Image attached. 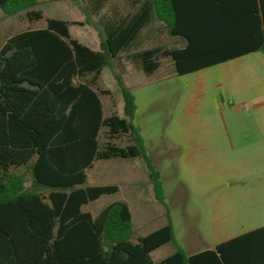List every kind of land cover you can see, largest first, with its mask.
<instances>
[{
  "label": "trees",
  "instance_id": "1",
  "mask_svg": "<svg viewBox=\"0 0 264 264\" xmlns=\"http://www.w3.org/2000/svg\"><path fill=\"white\" fill-rule=\"evenodd\" d=\"M131 1L139 5L135 13L97 24L98 50L71 37L70 26L85 23L49 18L45 29L11 36L0 51V264H232L230 245L242 237L189 256L171 220L135 242L127 203L115 202L97 217L84 212L119 191L86 186L87 172L99 160L140 157L156 199L166 205L161 174L133 124L134 96L116 75L125 117H105L100 78L154 18L184 46L134 54L148 76L163 58L182 76L264 52V0ZM94 2L97 15L104 1ZM39 3L0 0V8L8 16L26 12L33 23L45 19L34 10ZM20 169L26 171L19 175ZM169 243L176 251L155 262L151 254Z\"/></svg>",
  "mask_w": 264,
  "mask_h": 264
},
{
  "label": "rangeland",
  "instance_id": "2",
  "mask_svg": "<svg viewBox=\"0 0 264 264\" xmlns=\"http://www.w3.org/2000/svg\"><path fill=\"white\" fill-rule=\"evenodd\" d=\"M103 1L104 8L95 15L94 0H40L34 10L42 11L45 19L33 23L26 12L8 16L0 8V48L11 35L44 28L52 18L85 23L71 25V37L98 50L100 20H118L139 9L131 0ZM183 46L154 18L99 81L107 116L125 117L116 75L134 96L133 124L161 174L166 205L156 199L139 157L96 161L86 186L116 185L119 191L84 211L97 217L115 202L127 203L134 216L135 242L171 220L176 243L193 255L244 232L250 220L264 218V52L182 76L170 58H163L150 76L132 58L157 47ZM175 251L174 243H169L151 257L159 262Z\"/></svg>",
  "mask_w": 264,
  "mask_h": 264
},
{
  "label": "crops",
  "instance_id": "3",
  "mask_svg": "<svg viewBox=\"0 0 264 264\" xmlns=\"http://www.w3.org/2000/svg\"><path fill=\"white\" fill-rule=\"evenodd\" d=\"M119 19H121L120 16H119ZM45 28L46 27L41 28V29H30V30H42ZM26 31H28V30H26ZM26 31H23V32H26ZM23 32H19V33L14 34V35H18V34H21ZM14 35H11V36H14ZM10 37H8L1 44L0 51H1L2 47L4 46V44L6 43V41ZM101 102H102V106H103L104 116L108 117L106 115L105 104H104V101L102 99V95H101ZM25 171H26L25 169H20L17 171V174L21 175ZM88 172H89V170H88ZM83 211H84V208H83ZM84 212H86V211H84ZM133 221H134V216H133ZM134 225H135V223H134ZM240 237L243 238L242 241H236L235 243H232V245H230V254L232 257V259H231L232 264H264V218L256 217L255 219L250 220L248 225H247V228L244 232L236 234L234 236H231L230 238H228V240H226L222 243L231 242L233 240H237ZM222 243H220V244H222ZM213 249H215V247L203 250L201 252L213 250ZM201 252H198V253H201ZM198 253H195V254H198ZM189 256H191V255H189Z\"/></svg>",
  "mask_w": 264,
  "mask_h": 264
}]
</instances>
